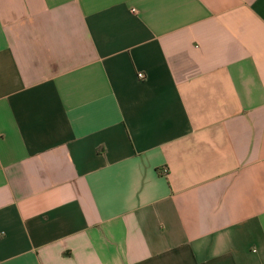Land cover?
<instances>
[{"label":"crops","instance_id":"crops-1","mask_svg":"<svg viewBox=\"0 0 264 264\" xmlns=\"http://www.w3.org/2000/svg\"><path fill=\"white\" fill-rule=\"evenodd\" d=\"M0 264H264V0H0Z\"/></svg>","mask_w":264,"mask_h":264},{"label":"built area","instance_id":"built-area-1","mask_svg":"<svg viewBox=\"0 0 264 264\" xmlns=\"http://www.w3.org/2000/svg\"><path fill=\"white\" fill-rule=\"evenodd\" d=\"M139 78H141L142 80L146 79V74L143 72L139 73Z\"/></svg>","mask_w":264,"mask_h":264}]
</instances>
